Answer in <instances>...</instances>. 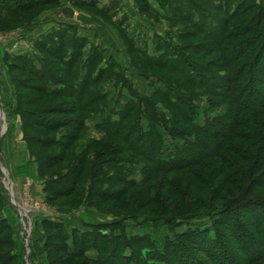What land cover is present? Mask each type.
I'll use <instances>...</instances> for the list:
<instances>
[{
    "label": "rangeland",
    "instance_id": "374dc122",
    "mask_svg": "<svg viewBox=\"0 0 264 264\" xmlns=\"http://www.w3.org/2000/svg\"><path fill=\"white\" fill-rule=\"evenodd\" d=\"M1 6L0 257L101 264L107 238H123L122 264H185L170 242L209 229L228 252L191 238L196 264H264L250 262L264 253V226L255 239L247 228L264 207L244 203L264 201L261 101L242 106L240 93L207 95L194 82L218 86L264 55V0H59L16 16ZM239 44L246 55L229 67ZM31 65L52 71L48 89ZM61 182L71 190L57 196L49 185ZM225 206L229 231L215 225ZM244 228L249 242L236 236Z\"/></svg>",
    "mask_w": 264,
    "mask_h": 264
},
{
    "label": "trees",
    "instance_id": "16d2710c",
    "mask_svg": "<svg viewBox=\"0 0 264 264\" xmlns=\"http://www.w3.org/2000/svg\"><path fill=\"white\" fill-rule=\"evenodd\" d=\"M58 1L59 0H32L31 2L27 3L24 0H22V2H21V0H0V3L2 4L1 7L6 10V13L8 14V16H14V15L16 16L18 14L27 12L28 10L35 8L39 5H48L51 3L55 4ZM12 4L14 6H12ZM236 13L237 12H232L231 18H235L234 16L237 15ZM230 47H231V50L227 54V58H228L227 64L229 65V67H231L233 64L241 61L246 55L245 49L241 48L240 44L239 45H230ZM262 54H263V50H260V52L256 56L255 61L253 62V64L251 66H248L247 64H242L233 72V74L229 78H227V79L222 78V80L219 79V80H221V82H220V85H218V86H214V85L208 86L207 77L206 78L205 77L199 78V82H197L196 80H194V82L198 85L199 89L205 90L204 93L207 95H216L217 96L219 93H221V89L225 93L238 92V93H240L238 96V98H240V99H238L239 101H236V102L240 105H242L241 102H243L244 99L250 100L251 98H257V99H259L257 101H259V102L261 101V102L256 103V104L253 103V108L257 109V110L264 109V91H262V89H264V67H263L264 65L262 66L263 68L261 67V64H262L263 59H264V55H262ZM257 59L259 60L258 64H256L258 62ZM28 63L30 65L29 60H28ZM68 63H70V62H68ZM191 67H192V65L190 64L188 70L193 72L194 68L193 67L191 68ZM29 69L31 70V73L35 75L36 78L42 79V81H46L47 79L52 81L51 79H53V77H54L52 74V71L49 72V71H47V69H43V68L42 69H36L32 65H31V68H29ZM198 75L204 76L203 74H198ZM49 77H51V79H49ZM196 78H198V77H196ZM47 81H46V89H48ZM240 81H242L243 84L240 87V89L237 90V89H235V84L239 83ZM87 88H88V85H87ZM217 91H219V92H217ZM93 102H94V100L87 104L88 108H90L91 106L94 105ZM87 105L84 108H86ZM245 108L248 109L247 105H245ZM230 112H232V110H230ZM242 112H244V111L242 110ZM31 118H33V117H31ZM34 119L36 121L42 120V118L40 116H38ZM41 122H46V121L43 119ZM239 122H240L239 120H236L235 124L239 125ZM36 123H38V122H36ZM233 127H234V125L228 126V130L231 131L233 129ZM263 140H264V137H263ZM262 144H263L262 147H264V142ZM120 153H121V151H120ZM211 157L208 156V159ZM213 157H217L216 154H214ZM162 164L163 163H161V166H164L163 168H165L166 166L162 165ZM161 166H159V167H161ZM170 167H172V166H170ZM82 170H83V168H82ZM65 180L68 181L67 178H65ZM74 181H76V179ZM71 183H74V182L72 181ZM102 183H103V180H100L99 184H102ZM126 183H130V180ZM49 188H52L53 192H56L55 194L57 196L65 195L68 192L70 193V190H71L69 187L67 188L65 182L64 183L61 182V183H57V184L51 183L49 185ZM244 203H248L249 205H256L259 207H261V206L264 207V201L263 200H258V199L255 200L254 198L246 200ZM237 208L239 209L240 207H237ZM237 208H235V209H237ZM232 211H235V210L233 208L229 209L228 206H225V209L222 212V216H224V218L222 217V218L218 219L216 221L215 225L218 227L219 226L223 227L225 230L229 231L227 222L230 218H233L231 216ZM232 222H233L232 220H229V223H232ZM2 223H3V221L0 220V226ZM2 226L4 227V229H3V227L0 228V233L2 232V230H3V232H8L9 225L5 223V224H2ZM263 226H264V217L263 218L261 217L259 219V221H255L254 223H250V226L247 227L248 231L250 230V232L253 233V234H250V238L255 239V238L261 237V234H262L261 229ZM49 229L52 230V232H53V235L51 236L52 239L57 241V243H59V245H61L63 247V249H66L67 248V245H66L67 244L66 243L67 236L65 235L66 227H64L63 224H56V225L50 226ZM195 232H197V233H194V231H191V232L188 231L187 232L188 234L185 233L187 235L182 236L181 238L178 236L177 239H175L173 242H170L171 246L169 247V252H167V254H170L172 246L177 247V250L175 252H173V253H175L174 256H177L180 259V261L184 262L185 264H196V261L194 260L193 254L190 253L191 251L187 248L188 242H192L191 238H195V240H198L203 245L205 243H207V248L209 249V252L210 251L214 252V254H211V255L216 254L218 256H224L223 253L228 252V248H227L226 244L223 242V240L217 234H215L216 236L211 237L209 229L200 230V231L195 230ZM199 232H201L202 234H200ZM246 233H248V232L244 228L241 232H238V234L236 236H237V238L240 237L241 239H243L245 241L247 240L249 242L248 237L246 236ZM193 235H195V236H193ZM80 237L81 238L78 239L76 242L82 248L84 245L87 244V242H86L87 239L82 238V237H84L83 235H81ZM104 239L105 238H103L102 240H104ZM118 241L113 242L110 240V238H107V240H106L107 245H104L103 247H101V249H100L101 252L99 253V255L102 257V259H100L101 264H109V262H108L109 260H108V258H105V254L109 255L108 249L110 246L114 247V249L112 248V253H110V255H109L110 260H112L113 262L114 261L115 262L120 261L121 264L123 263V260L131 261L127 257L126 252H125V250L129 246V244H126L127 242L123 238H118ZM180 242H181V244H180ZM130 244H132V242H130ZM253 244H255V243H253ZM262 247L263 246H260V248H262ZM262 249H264V248H262ZM77 250H78V248H77ZM79 251H80V249H79ZM255 256L256 257H254V259H252L250 262H253V261L258 262V261L264 259V253L259 255V256H257V255H255ZM149 257H152L149 261V264H152L151 261H153L155 263V259L157 258V256L155 257L154 255H151ZM222 258H224V257H222ZM13 259L14 258L3 257V256L0 257V261H3V264H10L11 262L9 263V261H12ZM156 261H159V260H156ZM199 263L197 262V264H199Z\"/></svg>",
    "mask_w": 264,
    "mask_h": 264
},
{
    "label": "crops",
    "instance_id": "0c3cea01",
    "mask_svg": "<svg viewBox=\"0 0 264 264\" xmlns=\"http://www.w3.org/2000/svg\"><path fill=\"white\" fill-rule=\"evenodd\" d=\"M22 160V162L20 163V166H23V165H25V163L23 162V159H21Z\"/></svg>",
    "mask_w": 264,
    "mask_h": 264
}]
</instances>
